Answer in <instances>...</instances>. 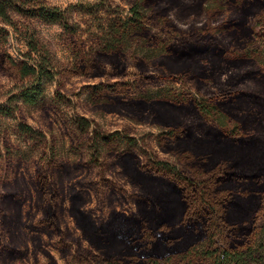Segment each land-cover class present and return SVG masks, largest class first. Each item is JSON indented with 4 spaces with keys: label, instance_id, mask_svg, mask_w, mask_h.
<instances>
[{
    "label": "rangeland",
    "instance_id": "rangeland-1",
    "mask_svg": "<svg viewBox=\"0 0 264 264\" xmlns=\"http://www.w3.org/2000/svg\"><path fill=\"white\" fill-rule=\"evenodd\" d=\"M43 1L46 14L19 0H0L14 23L0 16V60L42 63L53 74L22 79L0 62V264H104L83 225L127 222L141 213L146 192L125 165L137 166V160L153 169L162 163L182 166L175 147L161 137L168 108L141 97L163 88L181 96L229 91L255 102V112L264 114V74L253 62L216 63L206 57L203 72L197 73L177 63L171 67L168 53L150 60L136 52L158 48L161 41L168 52L192 26L204 33L226 24L231 19L224 13L217 19L203 13L191 21L170 7L176 27L166 24L165 14H156L145 37L109 56L102 51L107 26L130 16L128 0ZM176 1L192 8L201 3ZM251 6L255 15L264 12L259 4ZM238 12L242 38L248 19ZM53 18L58 21L52 23ZM249 21L252 25L256 18ZM30 44L37 49L31 51ZM238 44L210 41L199 49L216 48L220 55ZM230 67L237 69V81ZM216 80L230 83L219 88Z\"/></svg>",
    "mask_w": 264,
    "mask_h": 264
},
{
    "label": "trees",
    "instance_id": "trees-1",
    "mask_svg": "<svg viewBox=\"0 0 264 264\" xmlns=\"http://www.w3.org/2000/svg\"><path fill=\"white\" fill-rule=\"evenodd\" d=\"M19 1L27 9L41 14L48 12L43 0ZM128 1L130 16L113 19L107 26V40L102 48L105 55L122 53L137 38L145 37L148 23L156 14H165L166 24L176 27L178 22L170 16V7H175L180 17L191 21L203 13L213 19L224 13L231 20L204 33L192 26L191 34L183 42L171 44L172 50L168 52L163 41L151 51L136 48L142 57L156 60L168 53L171 67L177 63L178 68L197 73L204 69L202 57L216 63L253 62L264 74V12L255 15L251 6L259 4L263 10L264 0H201L194 8L185 2L176 5V0ZM227 6L231 7L228 11ZM238 11L248 19L242 38L238 34L241 26ZM0 16L14 25L1 8ZM253 17L256 21L251 25L249 19ZM246 40L255 49L248 47L251 44H246ZM210 41L239 44L235 50L222 51L220 55L216 48L199 49V44ZM33 45L30 44L31 51L37 49ZM0 62L22 79L53 77L42 63L15 64L11 59ZM228 69L231 78L237 81V69ZM229 83V80H216L219 88H226ZM255 94V99H259L261 92ZM141 98L147 102L155 98L168 108L161 137L175 147L182 166L162 163L153 169L141 166L137 160V166L125 165L146 192L141 198L143 207L131 221L83 225L88 238L105 256L99 261L104 264H264V114L255 112L252 106L257 104L240 100V94L229 91L212 97L181 96L175 90L163 88L154 96Z\"/></svg>",
    "mask_w": 264,
    "mask_h": 264
}]
</instances>
